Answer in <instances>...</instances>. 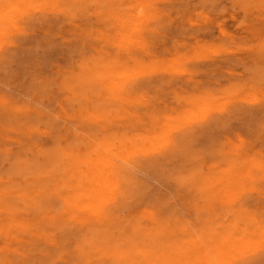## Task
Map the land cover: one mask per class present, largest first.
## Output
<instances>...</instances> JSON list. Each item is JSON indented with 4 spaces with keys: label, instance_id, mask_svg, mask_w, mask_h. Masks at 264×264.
<instances>
[{
    "label": "rangeland",
    "instance_id": "obj_1",
    "mask_svg": "<svg viewBox=\"0 0 264 264\" xmlns=\"http://www.w3.org/2000/svg\"><path fill=\"white\" fill-rule=\"evenodd\" d=\"M98 1L85 3L83 9V4L69 3L71 10L52 8L54 12L40 2L0 37V183L21 180L22 185L39 178L35 182L50 193L37 197L39 211L21 216L29 220L36 215L41 221L40 230L36 228L53 235L42 241L21 230L0 233V262L7 254L21 264H64L61 255L86 248L91 237L85 238L77 221L69 219L80 211L72 210L64 197L79 199L67 190L79 181L71 171L73 156L102 153L114 158L126 191L125 200L111 204L116 221L145 222L147 211L163 213L165 248L178 246L182 253L208 221L214 225L217 218L226 219L229 228L236 222L252 235L232 249L230 264H260L264 3L102 0L105 6L98 7ZM136 20L141 22L138 29L133 27ZM95 63L119 70L115 76L86 79V68ZM49 215L56 219L42 220ZM3 216L0 224L13 223L12 215Z\"/></svg>",
    "mask_w": 264,
    "mask_h": 264
},
{
    "label": "bare ground",
    "instance_id": "obj_2",
    "mask_svg": "<svg viewBox=\"0 0 264 264\" xmlns=\"http://www.w3.org/2000/svg\"><path fill=\"white\" fill-rule=\"evenodd\" d=\"M88 1L89 0H0V37H1V35L4 34V32H7L8 31V30L6 31V29H8L10 27H13L16 22L17 23L19 22V20L22 18V15L25 14V13H27V9L28 8H30V7L33 8V5H38V4H40V2H43L42 4L46 8H51V11L50 12H52L53 11L52 8L53 9L60 10L62 8H65V7L67 8L68 7V9H70V7L68 5L69 3H71L73 5H75V4L76 5L77 4H79V5L80 4H83L81 6V8L82 7L84 8L85 3L88 2ZM93 1L95 3V1H98V0H91V1H89V3L90 2H93ZM100 1H102V0H100ZM100 1H98V4L100 3ZM103 1L105 2V0H103ZM108 1H106L105 3H107ZM147 1H149V0H147ZM104 2H102L100 4L105 6ZM135 2H136V0H135ZM111 3H113V2L110 1V3H108L107 6L112 5ZM262 3H264L263 0H262ZM88 4H87V6H88ZM100 4L98 5V7L101 6ZM115 4H116V2H115ZM76 5L74 7H76ZM256 5L257 4L253 5V8ZM259 5H261V4L259 3ZM71 7H73V6L71 5ZM110 8H108V9H110ZM94 9H96V7ZM140 9H139V12L141 11ZM45 10L43 12L44 13H48V12H45ZM116 10H119V9L116 8ZM50 12H49V14H50ZM126 13H125V16H126ZM141 13H143V12H141ZM114 14H115V12H114ZM123 14H124V12H123ZM132 15H131V17H132ZM141 15L138 14V17H140ZM114 17H116V16H114ZM142 17H145V15L142 16ZM126 18L127 17H124L123 18V21ZM133 19L135 20L134 17H133ZM139 20H141V19L139 18ZM136 22H138L137 26H136V24H134L132 22L134 24V26H133L134 29L137 28L138 25L141 24V22L139 24V21H137V20H136ZM126 23H127V21H126ZM119 24H120V22H119ZM123 24H124V22H123ZM120 28L123 29L122 27H120ZM126 28H129V27H126ZM139 30H140V28H139ZM130 31H132V30H130ZM110 33H112V32L110 31ZM5 34H7V33H5ZM121 34H123V33H121ZM124 34H127V33H124ZM99 35H100V33H99ZM132 36H134V34ZM101 37L102 36H100V38ZM130 37H131V35H130ZM130 37H129V39H130ZM98 38L99 37H97V39ZM124 38H125V36L122 39H124ZM131 39H132V37H131ZM108 40H109V38H108ZM136 40L137 39L133 40V42L136 41ZM117 41H119V39H117ZM127 41H130V40H128V38H127ZM95 42H96V40H95ZM133 42H130V43H132V45H133ZM138 42H139V40H138ZM93 43H94V41H93ZM125 43L126 42H124V44ZM97 44H99V43L97 42ZM115 44L117 45L116 42H115ZM121 44H122V42H121ZM127 45H128V42H127ZM93 47H94V45H93ZM119 66L122 67V64L119 65ZM100 67H101L100 64H97V63L93 64V66H91V68H90V65H89L86 68V70H85V73H84L85 75L84 74L83 75L85 76L86 79L87 78H91V77L93 78V76L96 77V78H99L101 75H104V76L107 75V74H108V76H110L109 74L114 75L116 73V71H117L116 68L118 66L116 68L115 67L114 68H111L108 65V68L110 67L111 69H108L106 66H105L106 68L105 67L100 68ZM103 68H105V70ZM117 69L119 70V67ZM9 109H10L9 111H11V107ZM13 110H15V109H13ZM17 110L21 111L20 109H17ZM16 115H18V114H16ZM29 118L31 119V117H29ZM97 118H98V116H97ZM23 126H25V125L23 124ZM101 154L97 153L96 155H94L92 157H88V158H81V157H74L73 156V158H74V160H73L74 165H72V163L69 162L71 164V167H72L71 168V171L73 170V173H74V179H75V181H77L76 180L77 177H78L79 181L75 182V184H73V186L71 184L70 185V189H67V190L69 191V193H70V191L72 193H75V194L77 193L79 195V199H71V197L68 198V199H67V197H64V198H65L66 203L69 205V207L72 210L74 208V209H76V210L78 209L80 211V213H78L77 216L73 217V220H72L71 216H70L69 219H71V221H77V224L80 225L78 227H82V230H84L83 236L85 238L86 237L87 238H90L91 237V239H89L90 240L89 244L87 246L85 245L86 246L85 249L84 248L81 249V247L78 246L77 249L75 250V252L73 254H68L67 256L61 255V260H62V262H64V264H230V261H231V257L230 256H232V251L234 250V248L237 247V245L239 243L241 244V242L245 241L247 238H248V240H250L249 237L252 236V235L248 236L250 234V232L246 233L244 231V230H247V228L245 229L243 227L244 228V230H243L242 227H241V224H239L240 225L239 226L236 222L229 228V225L227 224V220L226 219H225V221L222 220V222H221V220L219 221L218 220L219 218H217V220H214L212 222H215V224H218V225H215V224L214 225L213 224L210 225V221L211 220L208 221L207 222L208 223L207 224L208 226L206 227V229L209 232L205 228L201 227V229H204V231L206 230L207 233H205L206 231L204 232L203 230L200 232V230H201L200 229L198 231L199 232L198 233L199 234L198 235L199 238L196 239L195 241L191 242L189 248L185 249V251H183L181 253V252H178L179 249H181L178 246L175 247V246L170 245V247L165 248L166 243L164 242L165 241L164 240L165 239L164 238L165 233H164L163 217H162L163 213H161L160 216H158L159 213H157V211H156L157 215L155 213L154 214L153 213L150 214L147 211L148 216L146 215L147 216L146 217L147 219H146L145 222H142L141 220L139 221V220H136L135 219L133 221L132 220L131 221H127L126 220L127 223L123 224L124 223V220L123 219H122L123 221L121 220L123 223H121V221H119V222L116 221L114 219V217H113V215L115 214V209H113L114 207H112L111 204H113V203L116 204V202H118L119 199L125 200L122 197L125 196V192L126 191L121 186V183L119 182L122 179V178L120 179V176H122V175L115 168V166H116L115 163L116 162H114L115 160L113 161L114 158L112 159V156L104 157L105 155L102 156L103 154L102 155ZM67 161H70V159L67 158ZM128 166H129V164H128ZM119 169H120V167H119ZM8 180H10V178ZM17 180L19 181V179H17ZM37 180L39 181L40 179L39 178H28L25 181H23L22 185L20 183L21 180L19 181L18 184H17V181H16L15 185H10V184L7 185V182L9 183V181L6 182V185L0 183V222L2 221L1 218L4 217L3 215H6L8 217H10L12 215V221L11 222H13V223L5 226V224H8V223L7 222L4 223V221H3L4 224L3 223L0 224V233L1 234H3L4 232H5L4 234H7L6 231L9 232L11 230H14L16 232H18L19 230H21V233H22V231H23V233H25V235L27 233V237L28 238L29 237L30 238H34V239H42V238H45L46 240H51V238H52L53 235H51L50 233H48V231H44L42 233L39 231L40 230V227H39V224H40L39 223V221H40L39 219L40 218L37 219L36 218L37 217L36 215H32V216H34V218L29 219L30 220L29 221L27 219L26 220H23L24 218L22 216H24V215L21 216V212H27V210H28V212L31 209H35L37 211L38 210V206H39L37 197H40L45 192L49 191V190L44 189L43 186L42 187L38 186V183L35 182ZM33 182H35L37 184V186H34V187L31 186L33 184ZM121 182L124 183V181H121ZM49 193H50V191H49ZM62 195L65 196L64 193ZM14 206H18V207L17 208H14ZM112 209L114 211H112ZM111 213H114V214L111 215ZM14 214H18L20 217H22V218H18V219H21V220H18L16 218V215L13 216ZM31 214H29V216ZM43 215H45V214H43ZM14 217L16 219H13ZM39 217H41V216H39ZM4 218H6V217H4ZM9 219L10 218H8L6 220H9ZM43 219L44 220L46 219V221H48V220H54L56 218L55 217H50V215H49V218L47 216V218H42V220ZM204 223H206V222H204ZM204 223H202V226L203 225H206ZM37 225L39 227V230L36 228ZM200 225H201V223H200ZM75 229H77L76 226H75ZM1 234H0V236H1ZM21 237H20V239H21ZM16 238H18V237H16ZM250 238H252V237H250ZM17 240L19 241V238ZM37 241H39V240H37ZM42 241H43V239H42ZM41 242H40V244H41ZM14 243H15V239H14ZM29 244L31 245V243H29ZM43 244H45V243H43ZM51 244H56V243L55 242L53 243L51 241ZM243 244L244 243H242V245ZM46 245H47V243H46ZM83 245H81V246H83ZM96 245L98 246L97 248H96ZM4 247H6V246H4ZM48 247H49V245H48ZM238 247H239V245H238ZM2 248H3V246H2ZM8 250H10V249H8ZM19 250L21 251L23 249H20L19 248ZM19 250L17 249L16 252H18ZM16 252L13 251L11 253V251H10V254H13V256L16 257ZM23 252H25V251L23 250ZM247 252H249V251H247ZM5 253H8L7 249H6V252ZM65 253H67V252H65ZM20 254H22V253H20ZM25 254H26V252H25ZM239 254H241V253H239ZM79 255H82L85 258L83 259V257H82V259H81ZM5 256H6V258L4 257L5 260L2 263L0 262V264H14L15 262H17L18 264H21V263H19V261H15V262L13 261L14 262L13 263L12 262V259H11V256L12 255L11 256L10 255L7 256V254H6ZM167 256H168V258L166 259ZM18 257H20V256H18ZM26 257H27V255H26ZM31 257H33V256H31ZM37 257H40V258L42 257L43 258L44 256L41 255V256H37ZM56 257H58V256H56ZM1 258H2V256L0 257V259ZM30 262L31 261H27L28 264H31Z\"/></svg>",
    "mask_w": 264,
    "mask_h": 264
},
{
    "label": "snow or ice",
    "instance_id": "obj_3",
    "mask_svg": "<svg viewBox=\"0 0 264 264\" xmlns=\"http://www.w3.org/2000/svg\"><path fill=\"white\" fill-rule=\"evenodd\" d=\"M260 264H264V260H261Z\"/></svg>",
    "mask_w": 264,
    "mask_h": 264
}]
</instances>
